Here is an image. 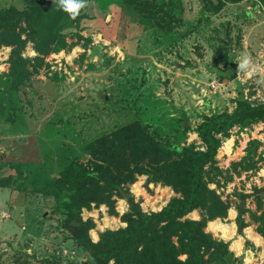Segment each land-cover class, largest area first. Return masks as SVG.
Masks as SVG:
<instances>
[{"label":"rangeland","instance_id":"1","mask_svg":"<svg viewBox=\"0 0 264 264\" xmlns=\"http://www.w3.org/2000/svg\"><path fill=\"white\" fill-rule=\"evenodd\" d=\"M217 2L156 0L141 13L124 0H87L79 20L60 23L43 67L17 89L13 48L0 46V180L12 181L0 186V264H94L63 225L68 194L49 184L73 161L88 164L95 139L138 121L167 147L203 150L197 127L204 118L233 113L240 95L264 103V83H258L264 79V1L208 10ZM11 3L22 0H0V6ZM98 44L104 46L102 64L97 57L90 61ZM242 55L252 58L256 72L234 77ZM22 56H38L32 43ZM219 137L208 177L231 208L206 231L229 243L231 255L221 264H264V121ZM130 194L147 213L178 196L147 175L138 177ZM119 195L116 216L106 205L83 209V219L96 223L94 242L108 229L126 227L121 216L130 204L124 191ZM201 213L187 218L201 220ZM239 215L246 224L241 234Z\"/></svg>","mask_w":264,"mask_h":264},{"label":"trees","instance_id":"2","mask_svg":"<svg viewBox=\"0 0 264 264\" xmlns=\"http://www.w3.org/2000/svg\"><path fill=\"white\" fill-rule=\"evenodd\" d=\"M217 1L206 8L218 12L226 2L243 0ZM124 2L146 13L156 0ZM64 19L71 18L53 0H22L20 5L0 6V46L13 48L10 71L14 88L28 85L30 77L43 67L59 40L58 28ZM29 42L38 53L33 59L22 56ZM236 104L233 113L206 117L197 127L203 150L167 147L135 121L92 141L89 163L73 161L49 184L50 189L68 194L63 225L94 264H221L230 257L229 243L206 231L208 222L226 219L231 208L210 187L209 169L216 168L222 146L219 136H228L234 126L264 121V103L253 104L240 95ZM142 175H147L150 183L172 187L178 196L158 212L143 211L130 194V186ZM11 184V179L0 180L1 187ZM121 191L130 204V210L121 216L126 227L108 229L94 242L90 231L96 223L83 219V209L106 205L116 216V198ZM258 204L261 206V201ZM195 210L202 212L201 220L187 218ZM237 223L241 234L246 227L241 215ZM260 233L264 236V231Z\"/></svg>","mask_w":264,"mask_h":264},{"label":"clouds","instance_id":"3","mask_svg":"<svg viewBox=\"0 0 264 264\" xmlns=\"http://www.w3.org/2000/svg\"><path fill=\"white\" fill-rule=\"evenodd\" d=\"M53 2L73 20L87 6V0H53ZM237 65V73L247 72L251 76L256 72V66L253 64L252 58L248 55H242ZM258 83H264V79L258 81Z\"/></svg>","mask_w":264,"mask_h":264},{"label":"water","instance_id":"4","mask_svg":"<svg viewBox=\"0 0 264 264\" xmlns=\"http://www.w3.org/2000/svg\"><path fill=\"white\" fill-rule=\"evenodd\" d=\"M103 45H96L90 53V61L92 62L96 57L99 59V62L102 64L104 62V55H103ZM122 72V71H121ZM233 73L234 77H237V66L233 65ZM191 88L195 94H199L201 89L195 85H191Z\"/></svg>","mask_w":264,"mask_h":264}]
</instances>
